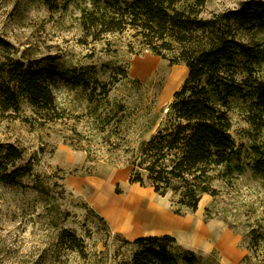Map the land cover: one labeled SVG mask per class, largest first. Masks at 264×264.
Listing matches in <instances>:
<instances>
[{"label":"rangeland","instance_id":"obj_1","mask_svg":"<svg viewBox=\"0 0 264 264\" xmlns=\"http://www.w3.org/2000/svg\"><path fill=\"white\" fill-rule=\"evenodd\" d=\"M246 1L250 0H208L201 17L212 18ZM81 6L62 0H0V76L17 62L43 71L89 69L111 88V100L131 105L121 113H109L107 127L117 135L108 144L97 136L94 119L110 106L99 101V86L92 82L90 86L97 87L93 105L86 102V93L56 80L51 86L54 113L37 112L25 100L18 112L0 108V157L10 144L24 152L17 167L31 163L30 174L18 184L0 181V264H129L136 239L164 235L208 259L205 264H258L264 249L254 250L258 247L250 239L256 231L261 234L259 246L263 244L264 181L249 169L227 183L216 181L217 195H204L195 211L176 204L170 194H156L148 184L129 182V152L140 142L141 130L144 140L155 134L188 69L152 55L133 31L99 36L84 31ZM239 34L241 41L264 48L262 33ZM243 76L239 70L237 79ZM250 79L254 85L264 83V64L255 67ZM249 111V103L238 100L229 112V135L246 164L255 156L252 146L264 157V130L248 122ZM153 120L155 125L145 130ZM37 186L44 193H38ZM134 190L149 193L175 223L192 222L210 236L196 245L178 231H155L137 223L131 230L114 225L104 199L127 197ZM144 211L134 210L140 221L145 220Z\"/></svg>","mask_w":264,"mask_h":264},{"label":"trees","instance_id":"obj_2","mask_svg":"<svg viewBox=\"0 0 264 264\" xmlns=\"http://www.w3.org/2000/svg\"><path fill=\"white\" fill-rule=\"evenodd\" d=\"M65 4L81 2L79 22L86 32L103 35L133 31L143 46L154 56L171 65L183 64L188 76L174 101L167 108L157 131L129 152L126 166L131 168L129 182L148 184L156 194H170L176 204L195 211L204 195L214 197V183H227L249 169L264 181V157L256 146L249 163L229 135L232 127L229 112L233 102L249 103L248 122L264 130V83L254 85L250 79L255 67L264 64V48L239 39V31L264 35V2L246 1L238 8L204 19L201 13L208 0H62ZM244 74L240 80L239 75ZM89 69L70 73L27 68L20 63L2 71L0 76V108L20 110L27 104L40 113H54L56 100L52 83L60 81L67 89L86 93L88 105L99 87V101L105 107L94 119L97 136L109 143L117 132L108 128L110 112L121 113L131 105L110 99L111 88L100 82ZM123 78L127 79L126 74ZM96 113L98 109L92 108ZM96 115V114H95ZM146 126L145 130L154 126ZM122 121L118 120L117 129ZM138 129L142 125L137 124ZM0 157V181L18 184L30 174L31 163L17 167L24 158L23 150L7 144ZM88 153V157H90ZM40 194L43 188L36 187ZM250 244L259 246L260 235L251 232ZM73 240V235L66 233ZM129 264H205V259L176 245L174 238H138ZM253 250V248H250ZM264 264V258L258 263Z\"/></svg>","mask_w":264,"mask_h":264},{"label":"bare ground","instance_id":"obj_3","mask_svg":"<svg viewBox=\"0 0 264 264\" xmlns=\"http://www.w3.org/2000/svg\"><path fill=\"white\" fill-rule=\"evenodd\" d=\"M144 69L146 70L148 67L145 66ZM103 202L114 225L128 230H131L132 225L137 223L151 227L155 231H178L193 239L196 245H200L210 236L207 229L192 222L175 223L176 221L159 206L156 200L144 191L134 190L129 196L123 198H113L107 195ZM141 207L145 208L146 217L144 221H140L134 214V210Z\"/></svg>","mask_w":264,"mask_h":264}]
</instances>
